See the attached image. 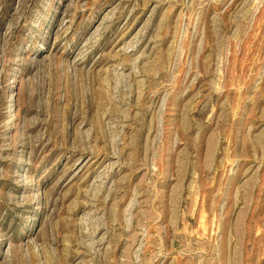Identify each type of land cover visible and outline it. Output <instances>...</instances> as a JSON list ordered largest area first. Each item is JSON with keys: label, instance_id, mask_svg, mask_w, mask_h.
<instances>
[{"label": "rangeland", "instance_id": "obj_1", "mask_svg": "<svg viewBox=\"0 0 264 264\" xmlns=\"http://www.w3.org/2000/svg\"><path fill=\"white\" fill-rule=\"evenodd\" d=\"M0 264H264V0H0Z\"/></svg>", "mask_w": 264, "mask_h": 264}]
</instances>
